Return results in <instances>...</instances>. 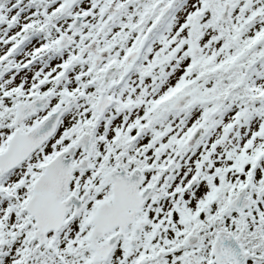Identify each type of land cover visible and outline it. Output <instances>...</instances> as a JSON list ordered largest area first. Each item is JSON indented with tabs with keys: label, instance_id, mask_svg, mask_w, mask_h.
Instances as JSON below:
<instances>
[{
	"label": "snow or ice",
	"instance_id": "6c2138e0",
	"mask_svg": "<svg viewBox=\"0 0 264 264\" xmlns=\"http://www.w3.org/2000/svg\"><path fill=\"white\" fill-rule=\"evenodd\" d=\"M0 264H264V0H0Z\"/></svg>",
	"mask_w": 264,
	"mask_h": 264
}]
</instances>
